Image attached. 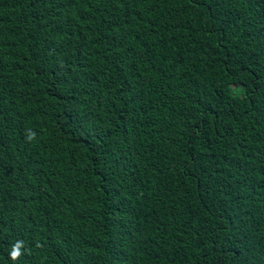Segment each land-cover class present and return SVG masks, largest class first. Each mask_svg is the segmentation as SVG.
<instances>
[{"label":"trees","instance_id":"1","mask_svg":"<svg viewBox=\"0 0 264 264\" xmlns=\"http://www.w3.org/2000/svg\"><path fill=\"white\" fill-rule=\"evenodd\" d=\"M0 264H264V0H0Z\"/></svg>","mask_w":264,"mask_h":264},{"label":"clouds","instance_id":"2","mask_svg":"<svg viewBox=\"0 0 264 264\" xmlns=\"http://www.w3.org/2000/svg\"><path fill=\"white\" fill-rule=\"evenodd\" d=\"M35 138V133L32 132L31 130L28 131L27 133V140L30 142ZM24 242L22 240H17L12 246H11V251L9 252L8 256L9 259L15 262L18 260L24 253Z\"/></svg>","mask_w":264,"mask_h":264}]
</instances>
